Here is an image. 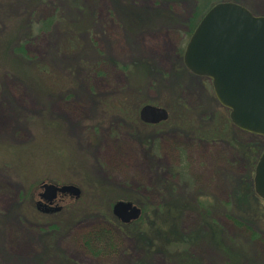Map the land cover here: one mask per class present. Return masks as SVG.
<instances>
[{"label":"rangeland","instance_id":"374dc122","mask_svg":"<svg viewBox=\"0 0 264 264\" xmlns=\"http://www.w3.org/2000/svg\"><path fill=\"white\" fill-rule=\"evenodd\" d=\"M220 1L264 15V0H0V264H181L184 250L190 264H264V200L248 183L264 138L183 62L194 20ZM144 104L169 118L143 123ZM43 182L81 194L43 213ZM118 200L146 213L122 225ZM94 227L114 236L106 254L79 241Z\"/></svg>","mask_w":264,"mask_h":264},{"label":"water","instance_id":"95a60500","mask_svg":"<svg viewBox=\"0 0 264 264\" xmlns=\"http://www.w3.org/2000/svg\"><path fill=\"white\" fill-rule=\"evenodd\" d=\"M185 67L211 80L218 102L229 110L232 124L249 133L264 136V15H255L241 4L221 1L201 17L183 53ZM146 124L168 119L167 109L144 104L138 112ZM38 210L49 213L57 193L77 199L81 191L74 184L44 182L40 185ZM253 188L264 200V150L254 168ZM44 199L46 202H43ZM112 214L124 224L139 218L141 208L131 201L118 200Z\"/></svg>","mask_w":264,"mask_h":264},{"label":"trees","instance_id":"16d2710c","mask_svg":"<svg viewBox=\"0 0 264 264\" xmlns=\"http://www.w3.org/2000/svg\"><path fill=\"white\" fill-rule=\"evenodd\" d=\"M203 15V14H202ZM201 15V17H202ZM200 17V18H201ZM200 18H196L194 20V23H193V26L191 28V30L193 31V29L195 28V26L197 25L198 21ZM50 22H51V19H47L45 21H43L42 25H46V26H49L50 25ZM191 32V31H190ZM22 49V48H21ZM18 52V51H17ZM20 53V50L19 52ZM250 135H253L251 133H249ZM230 136V135H229ZM256 137L258 135H255ZM214 137L218 138L216 135L213 136L212 139H214ZM258 137H262V136H258ZM215 138V139H216ZM264 138V137H262ZM253 145L255 146L256 143H253ZM242 146V145H241ZM251 142H247L245 144H243V150H247L249 151L251 148ZM240 147H238V150H239ZM252 150V148H251ZM264 150V145H261L260 146L258 145V149L257 151L251 156L250 159H252V172H254V166L261 154V152ZM251 172V173H252ZM253 174V173H252ZM250 175V182L249 185H250V188H251V192L253 193V196H257L254 191H253V181H252V176L253 175ZM141 210L146 213L144 210L145 208H141ZM60 211V210H59ZM56 213L58 211H55ZM53 213V212H52ZM113 218V216H112ZM117 223L121 224L119 221H117ZM122 225H130L129 224H122ZM50 227H51V230L55 231V230H58L59 227H57V225L55 223H51L50 224ZM183 236V235H182ZM113 234L110 230V228L108 227H94L93 229L87 231L84 235H82L80 238H79V241L81 242V244L84 246V248L94 254V255H101V254H106L108 252V249H111L113 247ZM170 238V237H167V239ZM171 238H173V236H171ZM176 238V237H174ZM181 243H184V242H188V239L185 238V236H183V238L181 239H178ZM182 240V241H181ZM186 250H184L183 252H180L179 254H177L176 258L178 260H180V263L181 264H190L191 263V260H190V257L188 256L189 254H186ZM58 257V256H57ZM59 261L58 263H65V264H74L73 262L71 261H67V259H65L64 257H58Z\"/></svg>","mask_w":264,"mask_h":264},{"label":"flooded vegetation","instance_id":"af4514ba","mask_svg":"<svg viewBox=\"0 0 264 264\" xmlns=\"http://www.w3.org/2000/svg\"><path fill=\"white\" fill-rule=\"evenodd\" d=\"M49 183H53V182H49ZM54 184H57V183H54ZM57 185H61V184H57ZM39 188H40V186H39ZM40 192H42L41 188H40ZM39 193L37 194L38 199L36 201H34V203H33L36 209H37V207H36L37 201L41 200L40 199L41 197L39 196ZM64 198H68V199L71 198V199H73V197H71L68 194H65V193H57L56 194V197L52 200V202L49 204V206H51V207L56 206V203H58L59 200L60 201L63 200ZM42 201L43 202H46L44 199H42ZM46 203H48V202H46ZM57 206H60V208H61V205H57Z\"/></svg>","mask_w":264,"mask_h":264}]
</instances>
